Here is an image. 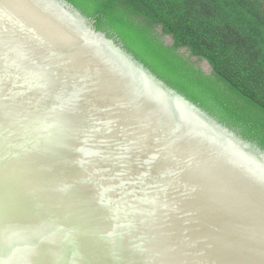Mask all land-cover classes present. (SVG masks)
<instances>
[{"label": "water", "instance_id": "obj_1", "mask_svg": "<svg viewBox=\"0 0 264 264\" xmlns=\"http://www.w3.org/2000/svg\"><path fill=\"white\" fill-rule=\"evenodd\" d=\"M0 264H264V150L66 0H0Z\"/></svg>", "mask_w": 264, "mask_h": 264}, {"label": "trees", "instance_id": "obj_2", "mask_svg": "<svg viewBox=\"0 0 264 264\" xmlns=\"http://www.w3.org/2000/svg\"><path fill=\"white\" fill-rule=\"evenodd\" d=\"M166 85L264 150L262 0H66Z\"/></svg>", "mask_w": 264, "mask_h": 264}, {"label": "flooded vegetation", "instance_id": "obj_3", "mask_svg": "<svg viewBox=\"0 0 264 264\" xmlns=\"http://www.w3.org/2000/svg\"><path fill=\"white\" fill-rule=\"evenodd\" d=\"M109 37V36H108ZM111 38V37H110ZM113 39V38H112ZM114 40V39H113ZM114 42H116L115 40H114ZM117 43V42H116ZM120 44V43H119ZM122 47V46H121ZM223 124V123H222ZM231 129V128H230Z\"/></svg>", "mask_w": 264, "mask_h": 264}, {"label": "rangeland", "instance_id": "obj_4", "mask_svg": "<svg viewBox=\"0 0 264 264\" xmlns=\"http://www.w3.org/2000/svg\"><path fill=\"white\" fill-rule=\"evenodd\" d=\"M262 5H263V7H264V0H262Z\"/></svg>", "mask_w": 264, "mask_h": 264}]
</instances>
